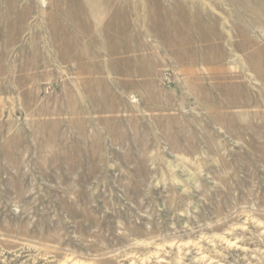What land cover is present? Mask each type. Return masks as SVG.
Wrapping results in <instances>:
<instances>
[{
    "label": "rangeland",
    "instance_id": "1",
    "mask_svg": "<svg viewBox=\"0 0 264 264\" xmlns=\"http://www.w3.org/2000/svg\"><path fill=\"white\" fill-rule=\"evenodd\" d=\"M0 264H264V0H0Z\"/></svg>",
    "mask_w": 264,
    "mask_h": 264
}]
</instances>
